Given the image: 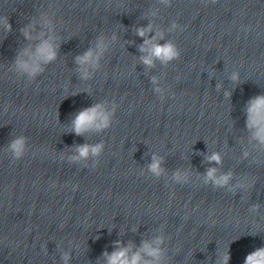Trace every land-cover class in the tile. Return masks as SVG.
Here are the masks:
<instances>
[{
  "label": "clouds",
  "instance_id": "clouds-1",
  "mask_svg": "<svg viewBox=\"0 0 264 264\" xmlns=\"http://www.w3.org/2000/svg\"><path fill=\"white\" fill-rule=\"evenodd\" d=\"M216 3V0H211ZM51 21L43 18V24L51 28ZM0 25L3 26L5 32H11L12 26L7 17H0ZM33 24L29 23L21 29L25 39L32 40ZM177 27L173 23V28ZM136 35L143 38V44L139 46L141 53H146L140 57L141 62L148 66H154L155 60H160L162 63H168L180 57V51L177 46L168 41L160 44L158 41L163 39V34L157 32L155 35H149L152 32V26L149 24L147 27H138L135 29ZM45 37V33L41 32L39 36V43L36 44L35 49L26 47L22 49L15 61V69L17 72L27 75L29 78H35L44 71V66L51 64L57 59L58 45L55 43V37ZM115 39V37H113ZM99 51L89 49L82 55L75 58L78 66V71L82 79H88L90 76L89 67L96 69L99 67V60L101 54L104 52L106 45L103 38H100L97 43ZM232 81L238 80V74L233 73L230 77ZM155 83V78H153ZM219 88V85L217 86ZM156 91H160L159 88ZM226 96L231 93L226 92ZM247 128L255 129L253 139L257 140L261 145H264V95L254 97L248 102L247 108ZM112 113L108 112L102 104H94L91 107H86L75 114L74 118L69 124V128L78 136H83L89 132H101L111 126ZM27 138L18 136L13 139L8 145V151L11 152L14 160L19 161L25 154ZM104 150L103 143L96 144H79L74 146V154L69 156L68 159L72 162L86 161L89 158H98ZM247 156V153H245ZM206 160L211 164L222 163L221 156L218 152H213L206 157ZM162 158L153 155L152 162L148 165V171L154 177H160L164 173L161 167ZM232 179V174L223 173L218 175V169L209 167L204 175V183H211L216 187H224L229 184ZM173 180L177 183H188L189 175L187 172L175 171ZM257 208L258 205L253 206ZM162 242L161 238H157L153 242L142 241L141 245L135 251L132 250V245L124 246L119 240L114 242V250L109 253H103L105 264H160L161 250L159 244ZM156 245V246H154ZM148 257L149 259H146ZM65 264L69 259L68 255L63 256ZM230 255L224 254L219 261V264H229ZM244 264H264V247H259L251 253L247 254Z\"/></svg>",
  "mask_w": 264,
  "mask_h": 264
}]
</instances>
